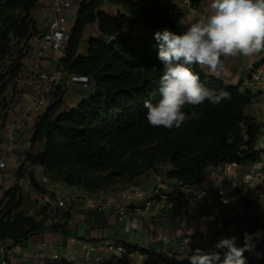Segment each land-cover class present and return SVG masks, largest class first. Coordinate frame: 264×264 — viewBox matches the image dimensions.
<instances>
[{
	"label": "trees",
	"instance_id": "trees-1",
	"mask_svg": "<svg viewBox=\"0 0 264 264\" xmlns=\"http://www.w3.org/2000/svg\"><path fill=\"white\" fill-rule=\"evenodd\" d=\"M41 0H0V119L4 108V92L19 75L21 62L4 61L14 47L28 52L29 41L37 32L33 12ZM197 3V0L195 1ZM118 8L109 14L104 5ZM184 10L175 3L160 0H81L69 36L67 55L62 60L65 71L86 75L94 81L95 92L77 106L63 110L64 102L57 87L54 101L41 113L35 124L25 161L41 166L51 181L68 187L98 189L110 187L170 163L167 171L183 185L199 187L209 167L229 163L244 165L264 161L260 139L264 127L246 114L252 103L250 91H242L241 83L228 84L193 65L201 82L217 92L223 89L230 98L218 105L205 101L199 106L186 105L188 114L196 118L180 128L150 126L145 100L157 103L159 79L163 65L157 59V42L135 33L137 21L145 27L162 30L169 27L179 34ZM97 24L100 37H90L86 53L80 51L89 25ZM126 29V31H123ZM113 44H108L109 39ZM224 57H222L223 59ZM155 93V95H153ZM27 172L25 165L16 171L17 179ZM32 186L40 191L34 173ZM22 187L16 183L0 199V242L15 245L46 229L59 230L65 224H46L22 205ZM43 207L41 214H45ZM69 218L70 214L65 213ZM251 247L244 256H252L259 240L252 236ZM235 244L243 247L245 235L235 234ZM145 252L144 248L133 247Z\"/></svg>",
	"mask_w": 264,
	"mask_h": 264
},
{
	"label": "crops",
	"instance_id": "crops-1",
	"mask_svg": "<svg viewBox=\"0 0 264 264\" xmlns=\"http://www.w3.org/2000/svg\"><path fill=\"white\" fill-rule=\"evenodd\" d=\"M163 1L178 4L184 10L181 24L185 30L212 11L211 0H197L194 11L184 7L181 0ZM104 9L109 14H116L118 10L116 6L109 3L104 5ZM75 18L76 15L70 16L72 25ZM167 29L171 30L169 27ZM155 31L157 30L145 27L141 21L136 22L135 33L151 42L155 41L153 36ZM95 35L100 37L98 25H89L85 30L83 40L87 41V38ZM36 48L35 43H29L28 54L21 60L19 75L27 76L32 71L36 61ZM86 50L87 47L85 52L81 51V53L85 54ZM261 58L262 56L227 57L222 59L225 64L224 72L216 75L206 68L205 71L225 83L233 85L241 83L242 91H250L253 101L246 108V114L255 117L264 127V75L259 80L251 78ZM41 64L49 71H53L57 65L52 58L42 59ZM95 90L93 80L87 89L75 87L68 100L64 102L63 110L77 106L81 100L92 96ZM3 97L0 149L4 147L11 135L17 142L18 149L10 155L5 176L0 180V199L8 189L17 183V161L22 163L25 161V152L29 147L34 130L32 123H28L24 129L14 127L16 120L25 114L27 104L33 100V91L18 88L13 78ZM39 106L43 113L49 104L45 101ZM260 147H264V136L260 139ZM24 163L28 169L30 165L26 161ZM261 163L264 166V162ZM252 164L224 163L216 167H209L205 170L202 184L199 187L183 185L174 178L163 182L165 174L172 168L170 163L160 164L155 170L134 180L122 181L113 185L115 188L140 186L148 196L152 195L155 189L188 196L184 206L167 207L158 215L139 218L135 222L137 227L129 231H125V225L133 221L134 214L131 209H128L124 217H120L114 207L102 210L93 209L89 206V202L96 194V189L68 187L60 182H58L59 186L54 187L51 180H45L48 176L43 167L31 166V172L34 173L37 185L44 191L33 186L22 188L24 205L29 204V202L26 203V200L30 196L37 197L42 201L46 192H53L66 201L65 209L70 214V222L62 229H46L15 245L11 240L0 242V264L4 260L8 264H76L69 261L66 254L76 249L80 245L79 241L82 240L96 243L99 246L98 254L104 256L105 259H111L113 256L106 250V243L124 244L128 252L122 256L120 264H188L187 257L197 248L204 252L219 251L223 258L224 250L217 249L215 245L221 239H231L238 232H243L245 235L247 231L257 233L259 244L256 251L261 250L264 253V197L256 193V190L261 188V182L253 183V187L250 189L251 196L243 193L245 185L243 175ZM200 190H207L208 196H199L198 191ZM127 203L124 200L120 202V205L125 206ZM226 212H231L232 216L226 223V231L219 233L215 229V219ZM34 216L39 218L40 214L36 213ZM244 225L247 226V231ZM135 246L144 248L146 251L135 250L133 249ZM55 254H59L60 257L54 259L53 255ZM252 257L246 256V264L253 259ZM82 264L96 263L83 261ZM259 264H264V260Z\"/></svg>",
	"mask_w": 264,
	"mask_h": 264
},
{
	"label": "built area",
	"instance_id": "built-area-1",
	"mask_svg": "<svg viewBox=\"0 0 264 264\" xmlns=\"http://www.w3.org/2000/svg\"><path fill=\"white\" fill-rule=\"evenodd\" d=\"M162 2H166L160 0ZM196 0H181L184 7L190 11H194ZM81 0H45L38 12L36 23L37 32L31 37L30 42L37 45L36 61L32 71L27 76L18 75L14 78L18 88L30 89L34 93V98L27 104V109L22 118L17 119L14 127L24 129L28 123L35 124L38 116L42 113L39 104L45 101L48 104L54 101V92L57 87L61 89V99L67 101L70 93L79 86L84 89L89 88L91 78L86 75L70 73L64 70L62 60L67 55V47L69 36L73 25L70 23V16L76 15L78 6ZM262 56L259 64L252 73V79L259 80L264 75V52L252 57ZM52 58L56 62V67L53 71H49L41 64L42 59ZM242 89V87H240ZM18 149V144L10 136V139L0 149V180L5 176L8 166V159L11 154ZM25 162V161H24ZM17 161V170L25 163ZM31 167V166H30ZM27 169L25 175L17 179V183L22 187L32 186L31 168ZM49 178L46 177L45 180ZM170 178L165 174L163 182ZM50 180V179H49ZM256 181L261 182V188L256 190L257 194L264 197V166L261 162L253 163L243 175V193L250 194V189ZM53 186H59L58 182L51 181ZM201 197H207V190L198 191ZM127 201L125 206L120 205L121 201ZM188 200L187 195H182L177 192H164L160 189H155L152 195H147L140 186L130 188H115L101 187L96 189V194L90 200L89 206L93 209L102 210L107 207H114L120 217L127 214L128 209L133 211V221L139 218H144L149 215H158L167 207H182ZM43 207L46 208L45 214H40V217H45L46 224H65L70 222V218L65 214L67 204L64 198L57 196L53 192H46L42 197ZM231 212H226L219 218L215 219V229L222 233L226 231V223L231 219ZM246 231L247 226L244 225ZM260 232L259 230H255ZM245 234L252 235L258 238L255 232H246ZM76 249L66 254L69 261L76 264L84 262H95L96 264H120V260L124 254L128 252L127 247L120 243H106L105 248L113 256L111 259H105L104 256L98 254L99 246L96 243L82 240ZM165 249V248H164ZM5 251V250H4ZM259 254V255H257ZM253 259L248 264H259L264 260L263 251H256L252 255ZM59 254L53 255L54 259L59 258ZM82 262V263H81ZM2 264H8L6 260Z\"/></svg>",
	"mask_w": 264,
	"mask_h": 264
},
{
	"label": "clouds",
	"instance_id": "clouds-1",
	"mask_svg": "<svg viewBox=\"0 0 264 264\" xmlns=\"http://www.w3.org/2000/svg\"><path fill=\"white\" fill-rule=\"evenodd\" d=\"M210 8L209 15L182 33L167 28L154 32L157 59L163 67L158 102L144 101L150 126L178 129L198 115L186 113V105L199 106L205 101L218 105L230 98L223 89L217 92L206 87L193 65L219 75L225 71L222 57L247 58L264 52V0H211ZM135 227V221H131L125 231ZM250 241L251 237L245 234L244 246L237 247L235 237L221 239L215 247L224 250L223 258L219 251L197 248L187 257L188 264H246L244 252L253 247Z\"/></svg>",
	"mask_w": 264,
	"mask_h": 264
},
{
	"label": "rangeland",
	"instance_id": "rangeland-1",
	"mask_svg": "<svg viewBox=\"0 0 264 264\" xmlns=\"http://www.w3.org/2000/svg\"><path fill=\"white\" fill-rule=\"evenodd\" d=\"M47 1V0H46ZM45 0L42 2H40L39 3V5L37 6V8L34 10V12H33V18H34V20L36 21V23L38 22V20H37V17H38V12L37 11H39V9H41L40 7L42 6V5H44L45 3ZM123 31H126L125 29H123ZM90 37H92V36H90ZM89 37V38H90ZM93 37H98L97 35H95V36H93ZM89 38H87V40L89 39ZM86 43H87V41H85V40H83V42H82V48H81V50L80 51H82V52H85V49H86ZM25 50V48L24 49H22V46H20V47H14L13 48V52H12V54L4 61V65H5V67L7 68L9 65H11V63H12V61H16L17 59H19V61L21 62V60L25 57V56H27V52H25L24 51ZM4 99V98H3ZM3 103H4V101H2ZM264 162V161H263ZM29 202V204L28 205H22V207L24 208V210L26 211V212H28V213H34V214H36V213H39V214H41V210H42V205L43 204H41V202L42 201H40V199L39 198H37V197H28L27 198V200H26V203H28ZM31 209H33V210H31ZM34 214H32V215H34Z\"/></svg>",
	"mask_w": 264,
	"mask_h": 264
},
{
	"label": "water",
	"instance_id": "water-1",
	"mask_svg": "<svg viewBox=\"0 0 264 264\" xmlns=\"http://www.w3.org/2000/svg\"><path fill=\"white\" fill-rule=\"evenodd\" d=\"M108 44H110V45L113 44V39L112 38L108 40Z\"/></svg>",
	"mask_w": 264,
	"mask_h": 264
}]
</instances>
